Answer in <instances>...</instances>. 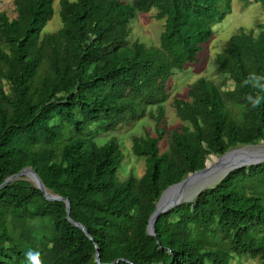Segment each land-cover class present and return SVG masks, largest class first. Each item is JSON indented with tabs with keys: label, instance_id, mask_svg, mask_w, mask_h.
Returning a JSON list of instances; mask_svg holds the SVG:
<instances>
[{
	"label": "trees",
	"instance_id": "16d2710c",
	"mask_svg": "<svg viewBox=\"0 0 264 264\" xmlns=\"http://www.w3.org/2000/svg\"><path fill=\"white\" fill-rule=\"evenodd\" d=\"M242 1L264 8V0ZM231 2L58 0L51 32L43 29L55 0H13V16L0 10V184L31 166L89 235L68 221L63 201L19 178L0 188V264H231L247 256L264 264V163L230 171L159 215L155 235L146 230L167 186L211 154L264 142L260 24L227 39L214 59L219 81L200 76L186 98L173 97L179 126L164 119L169 79L199 60ZM151 9L163 21L161 46L130 38L136 12ZM226 85L234 88L227 100ZM145 117L154 134L130 137L144 170L119 180V141L95 137Z\"/></svg>",
	"mask_w": 264,
	"mask_h": 264
},
{
	"label": "rangeland",
	"instance_id": "374dc122",
	"mask_svg": "<svg viewBox=\"0 0 264 264\" xmlns=\"http://www.w3.org/2000/svg\"><path fill=\"white\" fill-rule=\"evenodd\" d=\"M130 2V0H122ZM55 13L44 27L43 32H51L57 29L60 25V20L57 14L58 0L54 3ZM13 0H0V10L6 11L10 16H13ZM155 9L149 12L137 11L131 22V40H139L147 45H160L159 35L163 28V21L156 20L153 17ZM260 24L264 27V8L255 2L245 3L242 0H232L231 9L227 12L222 21L212 25L213 34L207 42L203 44V49L199 53V60L194 63H189L184 70L173 75L167 84L168 98L163 103L164 119L167 127H177L181 124L171 107L173 97L186 98L187 86L200 76H207L217 81L220 80L221 66L216 69L214 59L219 53L227 39L237 32L239 28L249 29L256 28ZM161 46V45H160ZM176 50L178 47L173 45ZM219 74V75H218ZM223 83V82H219ZM225 88V99H230L234 94L232 85L223 86ZM5 89L9 91L7 86ZM146 132L154 134V124L148 118H143L136 122L127 130L107 132L95 137V141L99 144L116 137L121 145L124 159L118 170L117 177L119 180H124L127 174L132 172L139 176L144 170V159L133 155L130 148V137L132 134L143 135ZM211 159V158H210ZM27 179V177H26ZM231 264H257L255 259L247 257L233 258Z\"/></svg>",
	"mask_w": 264,
	"mask_h": 264
},
{
	"label": "water",
	"instance_id": "95a60500",
	"mask_svg": "<svg viewBox=\"0 0 264 264\" xmlns=\"http://www.w3.org/2000/svg\"><path fill=\"white\" fill-rule=\"evenodd\" d=\"M209 157L211 159L205 161L203 168L189 172L185 178L167 186L161 192L155 203V209L148 218V224L146 227L148 234L155 235L154 224L159 215L169 212L170 209L181 205L183 202H192L202 190L214 187L216 182L230 171L243 166L264 163V142L234 146L220 155L211 154ZM23 177H27L28 180L41 189L46 199L63 201L66 206V218L68 221L82 229V231L88 235L85 227L81 223L70 218L68 199L48 191L40 176L31 166L27 165L17 173L8 176L0 184V188L9 182ZM198 182L201 183V189L194 196H188L187 189ZM95 259L99 262L97 252L95 254Z\"/></svg>",
	"mask_w": 264,
	"mask_h": 264
},
{
	"label": "bare ground",
	"instance_id": "6f19581e",
	"mask_svg": "<svg viewBox=\"0 0 264 264\" xmlns=\"http://www.w3.org/2000/svg\"><path fill=\"white\" fill-rule=\"evenodd\" d=\"M201 189V183H195L190 188L187 189L188 196H194Z\"/></svg>",
	"mask_w": 264,
	"mask_h": 264
}]
</instances>
